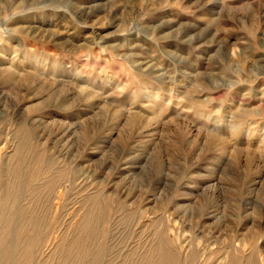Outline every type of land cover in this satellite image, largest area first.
I'll return each instance as SVG.
<instances>
[{
	"label": "rangeland",
	"instance_id": "rangeland-1",
	"mask_svg": "<svg viewBox=\"0 0 264 264\" xmlns=\"http://www.w3.org/2000/svg\"><path fill=\"white\" fill-rule=\"evenodd\" d=\"M0 264H264V0H0Z\"/></svg>",
	"mask_w": 264,
	"mask_h": 264
}]
</instances>
